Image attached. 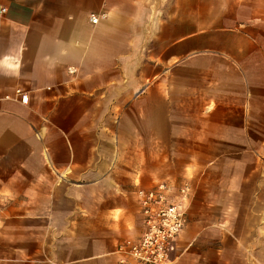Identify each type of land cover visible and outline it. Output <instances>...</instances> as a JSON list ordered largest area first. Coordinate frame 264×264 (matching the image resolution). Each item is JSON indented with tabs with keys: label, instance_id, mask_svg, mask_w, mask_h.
I'll return each mask as SVG.
<instances>
[{
	"label": "crops",
	"instance_id": "crops-1",
	"mask_svg": "<svg viewBox=\"0 0 264 264\" xmlns=\"http://www.w3.org/2000/svg\"><path fill=\"white\" fill-rule=\"evenodd\" d=\"M2 8L0 264H116L187 178L168 264H264V0Z\"/></svg>",
	"mask_w": 264,
	"mask_h": 264
},
{
	"label": "built area",
	"instance_id": "built-area-1",
	"mask_svg": "<svg viewBox=\"0 0 264 264\" xmlns=\"http://www.w3.org/2000/svg\"><path fill=\"white\" fill-rule=\"evenodd\" d=\"M6 10L2 8L0 11L4 13ZM105 18V12L90 14L93 24H98ZM16 94L22 102H28L29 95L21 88L16 89ZM173 189L171 183L162 181L151 189L138 190L143 228L139 236L127 238L118 245L116 264L169 263L172 253L176 250L178 236L185 226V203L192 194L188 181H183L175 194Z\"/></svg>",
	"mask_w": 264,
	"mask_h": 264
},
{
	"label": "rangeland",
	"instance_id": "rangeland-1",
	"mask_svg": "<svg viewBox=\"0 0 264 264\" xmlns=\"http://www.w3.org/2000/svg\"><path fill=\"white\" fill-rule=\"evenodd\" d=\"M185 181H188V182L190 183L191 187L193 188V182H192L191 179H188V178H187Z\"/></svg>",
	"mask_w": 264,
	"mask_h": 264
}]
</instances>
